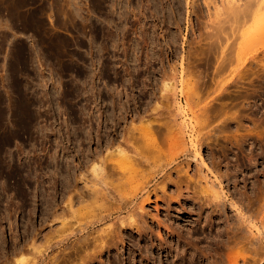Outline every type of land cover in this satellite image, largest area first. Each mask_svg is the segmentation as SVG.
Segmentation results:
<instances>
[{"label": "rangeland", "instance_id": "rangeland-1", "mask_svg": "<svg viewBox=\"0 0 264 264\" xmlns=\"http://www.w3.org/2000/svg\"><path fill=\"white\" fill-rule=\"evenodd\" d=\"M208 2L0 0V264L33 240L39 252L26 251V264H60L55 244L62 236L71 258L61 264H176L177 252L184 258L179 264L193 257L196 264H264V240L256 244L259 254L247 246L260 237L256 228L252 236L242 233L246 245L228 248L224 237L213 238L212 224L237 222L231 184L216 179L224 189L217 221L220 208L207 205L199 218L194 199H176L174 183L164 194L163 178L155 174L172 162L166 172L173 181L186 174L183 180L207 175L214 181L232 172L231 141L264 140V77L252 75L264 74V27L256 31L252 24L247 38L233 27L222 41L214 35L223 44L214 43L209 27L217 20L209 17ZM208 37L225 47L223 70ZM168 82L188 118L178 115L171 93L163 91ZM218 84L227 91H216ZM188 91L190 106L183 94ZM182 120L197 131L206 128L204 165L194 161L193 148L187 157L171 141L167 122ZM118 147L131 157L120 170ZM252 149L246 144L239 155L243 168ZM253 179L264 181L261 173ZM149 180L157 195L141 211L142 181ZM164 240L173 247L191 240L198 251L182 246L171 254L159 247Z\"/></svg>", "mask_w": 264, "mask_h": 264}, {"label": "bare ground", "instance_id": "bare-ground-1", "mask_svg": "<svg viewBox=\"0 0 264 264\" xmlns=\"http://www.w3.org/2000/svg\"><path fill=\"white\" fill-rule=\"evenodd\" d=\"M210 5H212V6H210ZM207 8L209 11V13H208L209 17L212 18V16H215V18L217 20L216 22H214L213 26L209 27V28H211V30L213 29L209 34V36H210L211 33L213 32L212 36H210L211 40L213 38L215 39V36H216V38L217 37L219 38L221 36V34H224L228 29L230 30L233 27H236V28H238V30H241L242 34H240V35L244 36V38L247 35H248V37L250 36L248 33L250 31L252 32L254 25H256L255 28L256 27H264V0H220V1L210 0V2H208ZM211 10H213V12H214L213 15L210 13ZM252 24H254V25L252 26ZM251 27H252V30H251ZM256 31H258L257 28H256ZM253 32L251 34H253ZM210 38L208 37L209 40H210ZM214 39H213V42H214ZM219 39H221V41H222V38H219ZM211 40L209 41L210 45H209V43H207L209 50H215V52H217L220 55L219 58H217V56H216L215 65L218 67V71H220V69L223 70V68L225 67V64H226L225 61H226V57H227L225 47L222 45L223 43L220 40L216 39L215 42L220 41L222 44L221 43L220 44L219 43L213 44V42L211 44ZM218 44L220 46H218ZM214 45H217V46H214ZM250 66H252V65H250ZM183 70L185 71L186 68H183ZM186 74L189 75L190 72L187 71ZM245 74H247V73H245ZM252 75H256L259 78L264 77V74L259 75L258 72H254V73H252ZM217 90H218V92L222 91V90H223V92H226L227 88L225 87L224 84H222V85L218 84L216 91ZM163 91L171 93V95L168 97V99L170 101L173 100V103L176 106H178L177 108H179L180 105L177 104L178 102L176 101V89L174 88V85L171 84L170 82L166 83L163 87ZM183 94L186 97L187 105L190 106V101H191L190 92L188 91V92L183 93ZM174 104H172V105H174ZM182 108L180 107L178 111L180 112ZM178 111H176V112L178 113ZM203 111L204 112H202V113H207L209 111V108L208 107H207V109L204 108ZM180 114H178V115L181 116L183 119L188 118V115H189L186 113V111H181ZM186 121L187 120H184L182 124L179 123L180 125H174V123L171 125L170 123L167 122L166 129L168 130V134H170L171 141L174 143V145L176 147H179L181 150H182V148H185L183 151V155H186L188 157L187 154L193 153V152H191L192 151L191 148H193L195 151L194 161L196 163H200L201 165H204L205 164L204 159L200 155V150H201L202 146H204L208 143L207 141L209 140L207 134L206 135L202 134V132L204 130H206V128H203L202 130L197 131L194 126L192 127L191 123H190L191 126L189 124H186ZM187 123H189V122H187ZM148 128H151V127L149 126ZM251 140L252 139H248V140H246L247 142H245L242 139H236L235 141L230 142V144L232 145L231 148L233 150L234 149L236 150V152L234 153L235 160H234L232 172L231 173H224L223 175L216 177L214 181L208 180L206 177L207 175L206 176L203 175L206 179V183L204 185L205 187H203V188L200 187L203 191L201 194L198 193V191H196V190H198V188H197L198 184H200V179H201L200 175H199L200 179L196 176L199 179L198 182L195 180L196 177L191 178L190 176L185 179L186 181L183 180L184 179L183 177L187 176V174L183 177L182 176L179 177L177 175V178H178L177 181H173L171 179V176H170L171 174H168L166 172V170L169 167V165L171 166L172 162L168 163L166 166L160 167V169L157 171V173L155 172V174L157 175V177L161 175L163 178V182H162L163 185L161 186L162 190L163 189L165 190L166 185H170L172 183H174L176 185V191H175V194H176L175 198L176 199L181 200V201L182 200L188 201L190 199H194L195 206H196V209L198 211V212L197 211H195V212H196V214L198 213L199 218L202 217V215L207 211V209H209V207L207 205H209V206L215 205L217 208H220L221 212L219 210L215 211L214 218H217L218 219L217 221H220V219L222 218L223 209L221 208V206H224V197H223L224 189L221 188L220 185L222 184V181H225L227 184H231L233 187V191H232L233 197H232V200L230 202V205L235 209V213L237 215V222L236 223H228L226 226L225 225L217 226L216 225L217 223L212 224L213 226L211 225L212 226L211 228L214 227V229H215V232L213 234V236H214L213 238L215 239V242H217L216 241L217 239L224 237L226 243H224L225 241L223 243H224V245L226 244L228 248H231L230 246L234 245V244L239 245L241 242L242 243L245 242V245H246V241L248 239L246 238V236L243 237V234L245 232H248L251 235L254 232L253 230L256 228L257 231L259 232L258 235L260 237H258V238L254 237L253 239L251 238V240L248 241L249 244L247 242V246L250 248H248L247 246H246V248H248L249 251H251L255 254H257V253L259 254V252H258L259 248L256 247V244H259L260 242H263V240H264V181H263V183H259L257 180H254L253 177L256 173H259V174L261 173V176L264 178V168H263L264 166L261 168V170L259 169V166H261V164H264V163H260L262 160L264 161V140H255V141H253V143H250ZM246 144H248V146H250V147H255V149H252L249 153L245 154L244 157H245V160L247 162V167L243 168V166L241 164H239V155L240 154L242 155L244 153V146ZM188 151H190V152H188ZM255 152H259V153L255 154ZM115 153L116 154L114 156L117 157V159L115 160V163H116L115 167H117L120 170L122 168L121 167L122 163L125 161L126 162L129 161V158H131V157L126 153V151L119 149V147L116 149ZM187 165L189 167L190 163H188ZM115 167H113V169ZM177 169H178V167H177ZM92 171H94V173H98L97 172L98 169L96 168V166L92 167ZM179 171H182V169L180 168L177 172H179ZM202 172L199 171L198 173L203 174ZM99 176H100V174L97 175L98 178H99ZM203 176L201 175L202 179H203ZM154 177H153V180H154ZM105 178L108 179V176H104V179ZM218 178L221 179V181H219L220 185L216 184V179L219 180ZM203 181H204V179L202 180V182ZM142 182L145 183L144 184L145 186L143 187V191L146 192V195L143 198L142 202L140 203L141 206L139 207V209H141V211L144 210V204L149 202L151 200V196L154 195V193L156 194L157 193L156 191H158V189H157L158 186H155V188H153V190L150 191V186H149L151 184L150 180L145 181V182L142 181ZM194 182H196V183H194ZM183 183H185V185H183ZM201 184H200V186H201ZM164 190L162 192H164ZM93 191H94L96 196L99 195L101 192L97 188L93 189ZM164 194H165V192H164ZM201 195H203V196H201ZM123 202L118 204L117 210H118L119 214H121V212L124 209V206L122 205ZM124 204L127 205L128 203H124ZM203 207H206V208H203ZM61 218H63V217H61ZM132 219H134V218H132ZM208 220L213 221V216L209 213H208ZM135 222H137V221H135ZM208 223H210V222L208 221ZM136 227L140 228L139 225H137ZM214 229H210V230H214ZM240 234H242V235L240 236ZM244 239H247V240L245 241ZM66 241H68V239L66 237L62 236L58 240V242L55 244L56 247L60 249L59 256L57 257V261H59L60 264H61V261H64V260L69 262V260L71 258L70 252L67 253L69 246L66 245ZM170 245L171 244H168L167 241L164 240L163 242L161 241V244L159 247L161 249L166 248V250L167 249L171 250V254H175L178 247H182V246L187 247L188 249H194L195 253L198 251V248L192 247L191 240H190V243H187V241L183 242L182 240H179L177 243V247L176 246L173 247ZM103 246H104V243L101 242L100 248L102 249ZM260 246H262L261 243H260ZM27 247H29L30 249H26ZM172 248H173V251H172ZM260 250H261V248H260ZM26 251H28V253H31V254L39 252V246L36 245L35 240L31 241L30 244L26 245V247L16 246L15 249L13 250L12 254H10L11 255L10 257L7 256L6 254L3 256L4 260H3L2 264H10L13 257H16L15 258L16 261L14 262V264H26L25 261L27 259L23 258L26 256V254H25ZM200 253L201 252H199L196 255V257H198V255ZM176 254L178 256V259L175 262L176 264H179L182 261H184L183 257H181V256L179 257L180 254L178 252ZM206 260L209 263V257ZM211 261H212V259H210L209 264H217V262H218V261L216 262L214 260L212 262ZM89 262L90 261H87V259H85L83 264L84 263L90 264ZM232 262H231V264H240L239 262H236V263H232ZM242 262H243V264H249L248 259H243ZM259 262H261V260L258 261V263ZM198 263H200V262H198ZM185 264H196V262L194 263V257L186 260Z\"/></svg>", "mask_w": 264, "mask_h": 264}]
</instances>
